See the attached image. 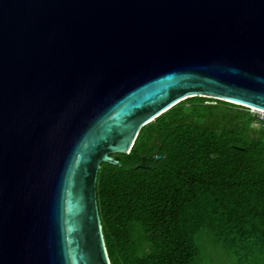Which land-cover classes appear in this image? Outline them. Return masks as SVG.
Segmentation results:
<instances>
[{"label": "water", "instance_id": "water-1", "mask_svg": "<svg viewBox=\"0 0 264 264\" xmlns=\"http://www.w3.org/2000/svg\"><path fill=\"white\" fill-rule=\"evenodd\" d=\"M191 97L264 110V0H0V264H110L98 169Z\"/></svg>", "mask_w": 264, "mask_h": 264}, {"label": "trees", "instance_id": "trees-1", "mask_svg": "<svg viewBox=\"0 0 264 264\" xmlns=\"http://www.w3.org/2000/svg\"><path fill=\"white\" fill-rule=\"evenodd\" d=\"M113 157L96 178L110 264H264V122L247 108L185 99Z\"/></svg>", "mask_w": 264, "mask_h": 264}, {"label": "built area", "instance_id": "built-area-1", "mask_svg": "<svg viewBox=\"0 0 264 264\" xmlns=\"http://www.w3.org/2000/svg\"><path fill=\"white\" fill-rule=\"evenodd\" d=\"M249 110L254 112L257 115V117L259 116L260 118H258V119L260 121L264 122V112H260L258 110L252 109V108H250Z\"/></svg>", "mask_w": 264, "mask_h": 264}, {"label": "rangeland", "instance_id": "rangeland-1", "mask_svg": "<svg viewBox=\"0 0 264 264\" xmlns=\"http://www.w3.org/2000/svg\"><path fill=\"white\" fill-rule=\"evenodd\" d=\"M249 111H250V110H249ZM250 112H251V113H252L254 116H256V117H257V115H256L254 112H252V111H250ZM257 118H260V117L258 116ZM253 126H255V127H256L257 125H256V124H254ZM202 242H203V243L207 242V240L205 239V237H203V238H202Z\"/></svg>", "mask_w": 264, "mask_h": 264}, {"label": "bare ground", "instance_id": "bare-ground-1", "mask_svg": "<svg viewBox=\"0 0 264 264\" xmlns=\"http://www.w3.org/2000/svg\"><path fill=\"white\" fill-rule=\"evenodd\" d=\"M252 109H255V108L252 107ZM255 110H258L260 112H264V110H261V109H255Z\"/></svg>", "mask_w": 264, "mask_h": 264}, {"label": "clouds", "instance_id": "clouds-1", "mask_svg": "<svg viewBox=\"0 0 264 264\" xmlns=\"http://www.w3.org/2000/svg\"><path fill=\"white\" fill-rule=\"evenodd\" d=\"M247 109H248V108H247ZM249 109H250V108H249ZM249 109H248V110H249Z\"/></svg>", "mask_w": 264, "mask_h": 264}]
</instances>
